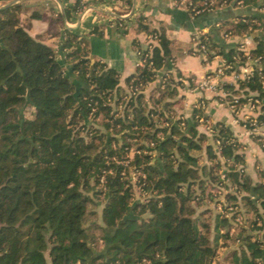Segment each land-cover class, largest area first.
<instances>
[{"label": "trees", "instance_id": "obj_1", "mask_svg": "<svg viewBox=\"0 0 264 264\" xmlns=\"http://www.w3.org/2000/svg\"><path fill=\"white\" fill-rule=\"evenodd\" d=\"M12 1L0 0V264H221L215 257L228 240L240 241L231 246L230 264H264V181L246 173L245 153L231 126L213 124L217 149L199 129L196 115L208 117L200 107L190 118L173 119L169 101L159 109L144 100L143 87L171 56L166 33L143 24L157 39L147 46L136 41L144 63L126 82L140 91L131 93L115 117L129 93L119 72L92 60L84 37L70 28L64 46L72 48L74 60L64 63L53 45L21 23V5ZM243 3L264 8V0ZM256 28H264V19L247 14L232 31L252 34ZM253 37L252 55L264 60V38ZM211 47L226 57L241 53L215 41ZM213 57L209 53L206 60ZM255 68L238 79V87L230 81L222 87L253 92L264 102V67ZM164 82L173 93L174 78L167 75ZM91 113L115 119L90 129ZM258 119L264 122V113ZM130 132L153 143H141L125 163ZM131 166L141 171L143 198L135 195ZM209 185L229 190L219 200ZM98 195L103 206L88 222ZM206 196L216 201L210 220L201 217L210 205L204 211L196 206ZM236 225L240 236L231 232Z\"/></svg>", "mask_w": 264, "mask_h": 264}, {"label": "crops", "instance_id": "obj_2", "mask_svg": "<svg viewBox=\"0 0 264 264\" xmlns=\"http://www.w3.org/2000/svg\"><path fill=\"white\" fill-rule=\"evenodd\" d=\"M18 2L21 5V23L33 36L53 45L61 61L70 64L74 60L69 56L72 48L64 46V30L70 28L84 37L92 60L105 62L119 72L120 85L125 91L128 90L126 77L136 71L140 58L136 41L144 46L153 41L143 24L164 31L171 40V56L157 70L156 77L143 87L145 102L160 109L164 102L169 101L173 113L190 118L196 103L203 101L208 117L200 121L199 129L209 135L210 142H214L208 124L219 120L229 124L241 142L240 150L245 153L246 173L254 181H264V133H251L236 120L225 96L199 84L206 74L221 63L222 57L206 61L204 56L192 51L193 36L198 31L209 32L221 46L234 45L235 39L225 38L223 30L234 27L240 15H258L264 19V8L259 3L228 4L193 14L186 7L176 5L174 0H89L90 9L82 16L77 0ZM33 12L41 16H33ZM60 14L62 19H59ZM217 23H221V26ZM252 35L264 38V28H256ZM167 75L174 78L172 86L175 90L171 94L166 92L164 81ZM226 78L231 80V76ZM154 99L156 105L152 103ZM204 160H207L205 155ZM226 191L225 188L224 193ZM218 195L219 200L224 199V194ZM217 205L218 209L223 208L222 202H217ZM236 227L233 226L231 232ZM237 232L239 236L242 234V231Z\"/></svg>", "mask_w": 264, "mask_h": 264}, {"label": "built area", "instance_id": "obj_3", "mask_svg": "<svg viewBox=\"0 0 264 264\" xmlns=\"http://www.w3.org/2000/svg\"><path fill=\"white\" fill-rule=\"evenodd\" d=\"M79 2L81 15L83 16L90 9L89 0H77ZM176 5L186 7L193 14H199L204 11L214 9L219 6H224L228 4H244L243 0H174ZM236 2V3H235ZM218 26H221V23H217ZM233 27H229L223 30V35L225 38H234V45L239 53H236L232 58L226 57L223 54H217L216 49L211 47L214 39L212 35L207 31H198L193 36V53L200 54L204 56L205 60L209 56V53H214V59L217 56L222 57L221 63L214 69V71L206 74L199 82V84L204 87L211 89L222 96L226 97L227 102L232 107L233 113L236 120L241 122L251 133L262 135L264 133V122L259 121L258 114L264 113L262 107L263 103L261 98L256 96L255 93L251 92L248 94L242 93L240 90L237 93L229 92L222 87L223 81H230L236 84L238 87V79L245 78L250 76L254 71L256 65L259 68L264 67V60L261 55L253 56L251 49L255 47L256 40L252 34L244 33L238 34L232 31ZM204 35V37H201ZM152 40H156V34L151 35ZM138 54L140 56L138 65L144 63V58L142 57V52L138 49ZM242 55L245 56L242 59ZM211 59V60H212ZM210 61V60H206ZM231 76V80H228L226 77ZM264 83V75H263ZM138 88L134 89V92ZM140 90V89H139ZM241 96H246L247 99L244 102H241L239 99ZM196 108L200 107L202 110L205 109V103L203 101H198L195 105ZM199 121L205 120L203 115H196ZM170 117L177 119L179 117H184L182 115H176L173 112H170ZM164 124H169L168 121H164ZM210 135L215 133L213 124H208L207 126ZM219 139H214L215 147H219ZM223 158V157H221ZM224 173L221 174V177H224ZM229 190V189H227ZM228 214V213H227Z\"/></svg>", "mask_w": 264, "mask_h": 264}, {"label": "rangeland", "instance_id": "obj_4", "mask_svg": "<svg viewBox=\"0 0 264 264\" xmlns=\"http://www.w3.org/2000/svg\"><path fill=\"white\" fill-rule=\"evenodd\" d=\"M14 2H18V0H14ZM128 91H129V93L123 94L122 98L120 99V104H119L118 108L115 109V117H118V114L121 113V110L123 109L125 104L127 105V99H129L131 93H134V90H130V88H128ZM138 91H140V90L138 89L137 92ZM156 102L157 101L155 99L152 100V103L155 105H156ZM27 114L30 117L29 111L27 112ZM115 117L111 119L109 116H106L103 113L97 114L96 116H94L91 113V116L89 117L90 120H89V126L88 127H90V129L91 128H100V126L103 127L104 121H106V120L112 121L115 119ZM156 119H158V118H156ZM118 126H120V124H118ZM111 130L114 131L112 128H111ZM82 132L83 133L86 132V129H84ZM114 133L117 135H121V132H118V133L114 132ZM131 133H133V134H131ZM138 139H139V135L137 134V132H130V134L127 136L126 141L131 143V145L129 147L128 146L125 147V149H127L126 154H125V157H127V159H126L125 163H127L129 161V159H131L134 156V154L139 151L138 146L141 143H145L146 145H148V144L152 145V143H153V142H150L149 139H147V138H143V139H139V140ZM120 141L121 142L124 141L122 137H121ZM144 149H141V150L145 151V152L150 151L149 148H144ZM151 151H152V153H155V150L151 149ZM140 174H141L140 170L135 169L134 166H131L129 175H131L130 177H131L133 183L135 184V189H136L135 195L137 198H140V197L143 198L144 197L143 191L141 190L142 184H140ZM207 191H211L212 193H216L217 195H214V197L216 196L217 198L219 197L218 194H220V196L224 194V192H219L218 188H216V187L213 188L211 185H209ZM223 197H224V195H223ZM205 201H206V203H202V204L197 203L198 205H196V206H197L198 211H204V209L207 208V204H209L210 208L208 210H206L205 212H203L201 214V217L210 220L211 219V213H212V211H214V205H213L214 200L211 199L210 196H206ZM102 206H103V196L98 195L96 198V203L91 204V207H92V209H94L95 212L90 214V220L88 222L95 220L94 218H98L97 213H100ZM239 229H240L239 226H237L233 233H236L237 231H239ZM239 242L240 241L237 242V241H233V240H228L227 244L225 245L226 249H220V251L217 252L216 257H215L216 262L221 263V264H230V254L229 253H231V246L234 247L235 245H238ZM99 243H100V245H102L103 241L100 239Z\"/></svg>", "mask_w": 264, "mask_h": 264}, {"label": "water", "instance_id": "obj_5", "mask_svg": "<svg viewBox=\"0 0 264 264\" xmlns=\"http://www.w3.org/2000/svg\"><path fill=\"white\" fill-rule=\"evenodd\" d=\"M12 2H14V1H12Z\"/></svg>", "mask_w": 264, "mask_h": 264}]
</instances>
